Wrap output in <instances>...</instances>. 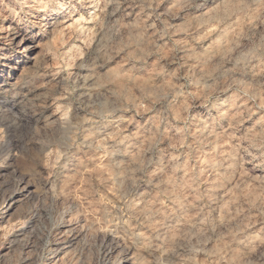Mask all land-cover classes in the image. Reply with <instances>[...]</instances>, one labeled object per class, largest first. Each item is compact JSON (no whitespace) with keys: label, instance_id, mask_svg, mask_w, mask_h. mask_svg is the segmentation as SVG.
I'll return each instance as SVG.
<instances>
[{"label":"clouds","instance_id":"9594fccd","mask_svg":"<svg viewBox=\"0 0 264 264\" xmlns=\"http://www.w3.org/2000/svg\"><path fill=\"white\" fill-rule=\"evenodd\" d=\"M0 264H264V0H0Z\"/></svg>","mask_w":264,"mask_h":264}]
</instances>
